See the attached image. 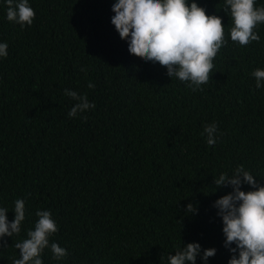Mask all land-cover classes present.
Instances as JSON below:
<instances>
[{"label": "trees", "instance_id": "obj_1", "mask_svg": "<svg viewBox=\"0 0 264 264\" xmlns=\"http://www.w3.org/2000/svg\"><path fill=\"white\" fill-rule=\"evenodd\" d=\"M116 2L29 0L35 17L21 28L0 0V43L8 44L0 57V208L9 222L17 199L26 211L21 232L0 240V264L20 258L14 242L28 238L38 210L51 212L58 231L50 243L68 252L57 261L45 249L43 264H168L194 242L217 250L207 264H228L213 205L232 187L216 189L214 177L243 165L264 186V87L252 76L264 70V24L254 29L259 42L240 47L225 0H194L222 18L227 43L203 91H193L129 52L112 24ZM65 89L86 94L95 109L70 118L76 102ZM213 122L218 140L209 146L201 133ZM189 203L198 214L187 213Z\"/></svg>", "mask_w": 264, "mask_h": 264}, {"label": "clouds", "instance_id": "obj_2", "mask_svg": "<svg viewBox=\"0 0 264 264\" xmlns=\"http://www.w3.org/2000/svg\"><path fill=\"white\" fill-rule=\"evenodd\" d=\"M7 20L19 24L21 28L31 26L35 11L29 0H6ZM256 0H225L223 10L231 17V41L240 47L259 42L260 36L254 31L258 24H264V6L256 7ZM112 24L121 39L129 44V52L145 61L158 62L167 68V75L185 82L193 91H203L202 85L209 82L214 68L213 60L222 46L225 27L218 15H208L203 7L189 0H117L113 5ZM8 44L0 43V57L8 55ZM86 72L87 69H81ZM252 76L256 79V88L264 87V70L256 69ZM89 88L94 85L90 82ZM65 95L76 103L68 112L70 118L78 113L95 109L86 94L65 89ZM87 120V117H84ZM216 122L204 125L201 135L213 146L218 140ZM222 135V133H221ZM250 171L243 165L231 174L221 173L214 177L216 189L231 186L232 191L214 203L217 215L223 221L225 247L232 253L228 264H264V186H259ZM248 184L254 191H242V185ZM215 191V189H214ZM7 208H0V240L14 237L21 232L25 220V201H15L14 221L9 222ZM187 213L198 214L193 204L187 205ZM34 230L27 232L26 239L14 242L19 250V259L13 264H43L41 254L51 250L52 258L60 261L68 255L65 248L51 242L50 237L58 227L50 211L38 210ZM235 244L236 247H232ZM6 246V245H0ZM203 251L204 264L216 255V249H204L199 243H189L178 249L175 255L168 256V264H196L197 257ZM238 252V257H237Z\"/></svg>", "mask_w": 264, "mask_h": 264}]
</instances>
